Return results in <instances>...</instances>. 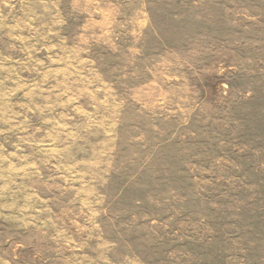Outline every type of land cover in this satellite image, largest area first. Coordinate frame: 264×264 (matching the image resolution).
<instances>
[{
    "label": "rangeland",
    "instance_id": "obj_1",
    "mask_svg": "<svg viewBox=\"0 0 264 264\" xmlns=\"http://www.w3.org/2000/svg\"><path fill=\"white\" fill-rule=\"evenodd\" d=\"M0 264H264V0H0Z\"/></svg>",
    "mask_w": 264,
    "mask_h": 264
}]
</instances>
